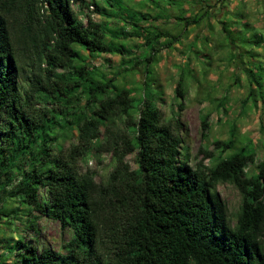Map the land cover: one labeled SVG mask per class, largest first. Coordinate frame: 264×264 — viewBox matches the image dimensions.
<instances>
[{
  "label": "trees",
  "instance_id": "16d2710c",
  "mask_svg": "<svg viewBox=\"0 0 264 264\" xmlns=\"http://www.w3.org/2000/svg\"><path fill=\"white\" fill-rule=\"evenodd\" d=\"M196 1L205 13L214 8L202 0L162 3L180 9L176 19L184 21L186 31L201 22L198 15L184 18L185 3ZM123 7L122 0H0V214L23 211L29 230L36 232V223L47 218L71 233L60 251L40 249L37 241L23 237L19 262L264 264V160L251 174L257 155L246 145L211 166L191 164L183 152L185 83L200 82L190 58L181 69L175 89L179 103L169 119L155 105V96L164 100L155 80L144 82L155 93L136 99L133 90L114 84L115 75L100 72L88 60L120 55L121 66L131 71L145 65L147 76L153 74V55L127 58L133 52L117 41L141 39L137 23L163 18L170 9L153 17ZM108 20L132 29L109 28ZM221 24L234 47L238 38L231 24ZM244 28L243 47L237 44L240 52L232 50L227 59L237 61L246 76L245 111L250 102L256 108L264 103V65H256L259 53L254 50L263 46L264 35L251 37L255 28L247 22ZM164 37H171L169 47L180 40L170 33L156 35ZM193 53L201 54L195 44ZM203 125L208 127L207 119ZM72 136L78 142L66 147ZM97 143L114 156V167L101 183L96 172L81 168ZM236 148L234 139L215 142L221 154ZM224 183L242 196L235 221L218 191Z\"/></svg>",
  "mask_w": 264,
  "mask_h": 264
},
{
  "label": "rangeland",
  "instance_id": "374dc122",
  "mask_svg": "<svg viewBox=\"0 0 264 264\" xmlns=\"http://www.w3.org/2000/svg\"><path fill=\"white\" fill-rule=\"evenodd\" d=\"M138 1L140 0H122L123 8L128 9L131 14H149L153 17L161 14L160 6H167L168 8L164 9L166 11L170 9V14L166 13L163 18L143 20L137 23L143 31L141 39L131 38L117 41V44H122L128 51L133 52L127 58L135 56L145 58L153 55L150 64L153 67V74L147 76L145 65H139L131 71L129 66H121L123 57L120 55L101 54L93 56L91 60L88 58V60L100 72L110 77L115 75L114 84L120 88L126 87L133 90L136 99L143 95L154 94L156 89L146 90L144 82L155 80V87L164 92V100L155 96V105L169 119L173 117V112L177 110L179 103L175 98V89L181 69L185 67L190 58L191 68L200 82L185 83V109L181 113V122L185 128L183 152L187 150L191 164L204 161L205 165L211 166L219 158H225L233 152L237 153L241 146L246 145L257 155L256 163L249 171L254 174L255 166L264 160V103L260 102L259 107L256 108L250 102L247 109L243 110V101L249 92L247 79L244 72L237 68V61L230 62L227 58L232 50L240 52L243 47L239 38L246 32L245 22L250 24V29L251 26L255 28L254 32L250 31L251 37L255 34L264 35V0H202L205 3L209 1L207 5L214 7L209 13H205V9L199 6L190 8V4H185V19L191 20L195 15L201 16L200 24L189 26L186 31L184 21L176 19L178 11L174 7L162 3V0H146L144 4ZM75 9L79 12L78 7ZM196 10L199 11L195 12ZM78 15L80 20L86 24L84 13L79 12ZM93 19L100 21L97 14L93 15ZM221 21L231 24L232 32L238 38L235 41L241 48L236 43L234 47L230 45V40L222 32ZM107 26L112 29L124 27L126 31L132 29L123 21L117 23L115 20H108ZM162 32L180 36V40L169 47L171 37L156 39V35ZM146 39L151 41L148 45L145 44ZM194 44L201 52L197 57L193 53ZM254 50L259 53L255 61L256 65L260 61L261 66L264 65V44L254 46ZM58 73L62 74L64 70H58ZM237 77L238 82L235 81ZM205 119H207L208 127L203 125ZM231 139L236 141V150H226L222 154L215 150L216 141ZM100 140L105 141L104 135ZM77 142L76 137L72 136L65 141L64 145L68 147L71 143ZM98 143L82 161L81 168L84 173L96 172L95 180L101 183L107 181L114 167V156L105 148H98ZM209 153H213L212 159L208 158ZM128 161L135 169L133 156H130ZM218 191L228 204L235 221V216L242 203L240 192L230 183L220 184ZM9 207L13 208L16 205H9ZM27 219L23 211H16L11 216L0 214V264H21L17 254L20 249L18 242L23 237H26L28 242L37 241L40 249L45 247L55 251H60L62 244L71 237L70 231L64 230L57 221L43 218L36 223L35 232L29 230Z\"/></svg>",
  "mask_w": 264,
  "mask_h": 264
},
{
  "label": "crops",
  "instance_id": "0c3cea01",
  "mask_svg": "<svg viewBox=\"0 0 264 264\" xmlns=\"http://www.w3.org/2000/svg\"><path fill=\"white\" fill-rule=\"evenodd\" d=\"M141 1V0H140ZM139 2V1H138ZM209 2V1H208ZM211 2V1H210ZM193 3H195V4H191L190 5V8H191V6L193 7V6H199V8H202L201 7V2H199V1H196V2H193ZM186 4V3H185ZM161 7V14L160 15H162V8L163 9H165V6H160ZM185 8V7H184ZM175 9H177V11H178V15H176L177 17L180 15V9L179 8H177V7H175ZM200 10V9H199ZM199 10H196L195 12H197V11H199ZM165 11V10H164ZM184 11H186L185 9H184ZM191 11H193V10H191ZM100 18V17H99ZM161 18H162V16H161Z\"/></svg>",
  "mask_w": 264,
  "mask_h": 264
},
{
  "label": "built area",
  "instance_id": "2783aa9c",
  "mask_svg": "<svg viewBox=\"0 0 264 264\" xmlns=\"http://www.w3.org/2000/svg\"><path fill=\"white\" fill-rule=\"evenodd\" d=\"M93 9V7H91Z\"/></svg>",
  "mask_w": 264,
  "mask_h": 264
}]
</instances>
